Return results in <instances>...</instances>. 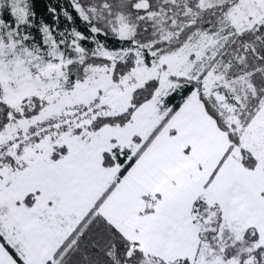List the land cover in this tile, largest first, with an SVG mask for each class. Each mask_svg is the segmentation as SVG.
<instances>
[{
  "label": "snow or ice",
  "instance_id": "snow-or-ice-1",
  "mask_svg": "<svg viewBox=\"0 0 264 264\" xmlns=\"http://www.w3.org/2000/svg\"><path fill=\"white\" fill-rule=\"evenodd\" d=\"M0 0V264H264V0Z\"/></svg>",
  "mask_w": 264,
  "mask_h": 264
},
{
  "label": "trees",
  "instance_id": "trees-1",
  "mask_svg": "<svg viewBox=\"0 0 264 264\" xmlns=\"http://www.w3.org/2000/svg\"><path fill=\"white\" fill-rule=\"evenodd\" d=\"M43 3H44V0H38V4H37V8H38V10H42V8H43Z\"/></svg>",
  "mask_w": 264,
  "mask_h": 264
}]
</instances>
